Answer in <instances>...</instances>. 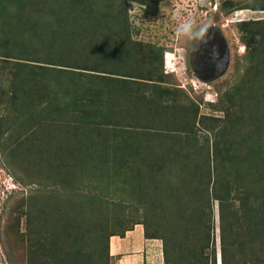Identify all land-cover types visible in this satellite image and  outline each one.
Masks as SVG:
<instances>
[{
	"label": "trees",
	"instance_id": "16d2710c",
	"mask_svg": "<svg viewBox=\"0 0 264 264\" xmlns=\"http://www.w3.org/2000/svg\"><path fill=\"white\" fill-rule=\"evenodd\" d=\"M129 1L0 0V150L56 168L35 182L62 188L10 211L17 230L24 217L21 264H113L110 237L135 224L161 240L163 264H217L213 200L220 264H264V16L236 21L244 83L223 92L231 115L203 151L183 135L220 117L162 84L153 47L130 37Z\"/></svg>",
	"mask_w": 264,
	"mask_h": 264
},
{
	"label": "rangeland",
	"instance_id": "374dc122",
	"mask_svg": "<svg viewBox=\"0 0 264 264\" xmlns=\"http://www.w3.org/2000/svg\"><path fill=\"white\" fill-rule=\"evenodd\" d=\"M220 1L218 0V3L214 5L213 0H159L155 14L145 13L144 5L137 1L131 0L128 4V20L131 24L130 37L133 40H140L145 45L144 47H153L155 58L152 64L158 68L156 75L161 76V80L164 81L162 84L169 85L173 92L176 91L177 100L196 103L199 115L220 117V120L215 121V124L213 121H208L206 124H199L187 134L184 133L183 136H187V140L191 142L189 145L203 146V151L209 149L207 143L212 144L216 127L219 128V124L224 123L221 119H224L227 112L228 115H231L230 106L228 107V104L224 102L223 92L225 90L232 91L237 87L241 89L244 83L243 72L246 64L244 51L246 48L236 28V21L257 19L264 16L263 10L258 11L250 8L237 9L225 14L219 8ZM187 21H194L200 30L212 24L219 25L227 41L229 47L227 68L221 76L210 82L201 81L194 76L188 64L187 56L192 37L187 38L179 31L180 27ZM162 50L161 59L165 60L166 63L165 67L163 61V68L160 61V51ZM218 89L221 90L220 94ZM205 136L208 137V141ZM27 160L26 166H23L24 161L17 157H13L12 163L8 162L9 160L0 150V264H21L22 260L17 236L14 235L17 231L22 232L24 230V217H19L20 224L17 230L13 228L14 221L10 211L21 204L26 195H46L43 193L46 189L59 192L62 189L59 185H50L46 186V189L42 186L44 189L42 190L41 185L35 180H38L40 176L45 177L50 184L57 170L56 168L40 169L37 165H33L35 162L33 159ZM211 161L212 159L210 164H212ZM39 187L41 192L35 191ZM91 189L90 186H87L83 191L87 192ZM125 197L128 198V194H125ZM212 202V223L214 221L213 232L217 248V264H220L218 202L216 200ZM134 237V241L124 245L123 250L132 252L139 247L142 249L146 247L144 236L139 233V228L134 231ZM123 257L125 259L120 263L117 261L118 257L112 258V263L133 264L127 261L128 258L126 257L129 256L124 255ZM136 259L139 258L136 257ZM159 261L155 259L153 264H161ZM136 264L142 263L136 261Z\"/></svg>",
	"mask_w": 264,
	"mask_h": 264
},
{
	"label": "water",
	"instance_id": "95a60500",
	"mask_svg": "<svg viewBox=\"0 0 264 264\" xmlns=\"http://www.w3.org/2000/svg\"><path fill=\"white\" fill-rule=\"evenodd\" d=\"M207 38L208 44L203 45ZM213 52L216 53L214 59ZM187 60L193 75L201 81L210 82L225 72L229 61V47L219 25L203 27L199 37H192Z\"/></svg>",
	"mask_w": 264,
	"mask_h": 264
},
{
	"label": "crops",
	"instance_id": "0c3cea01",
	"mask_svg": "<svg viewBox=\"0 0 264 264\" xmlns=\"http://www.w3.org/2000/svg\"><path fill=\"white\" fill-rule=\"evenodd\" d=\"M166 67V66H165ZM139 233L143 234V226L142 224H135L131 230H127L124 236L113 235L110 237V254L112 258L118 257V263L125 259L124 255L130 257L127 261L136 264V261L139 263L141 261L142 264H153L155 259H158L159 263L162 264L163 256H162V244L160 239L156 238H145L144 242L146 247L143 249L139 247V249H135L134 251L123 250L124 245L128 243H132L135 239L134 231L138 230ZM139 236V234H137ZM144 236V235H143ZM139 258L138 260L136 259ZM116 261V260H115ZM117 264V263H116Z\"/></svg>",
	"mask_w": 264,
	"mask_h": 264
},
{
	"label": "clouds",
	"instance_id": "9594fccd",
	"mask_svg": "<svg viewBox=\"0 0 264 264\" xmlns=\"http://www.w3.org/2000/svg\"><path fill=\"white\" fill-rule=\"evenodd\" d=\"M179 31L185 35L187 38H191L193 36L199 37L200 28L195 24L194 21L185 22L179 29ZM208 44V38L204 40L203 45ZM216 53L213 52V59L215 58ZM164 65L166 66L165 60Z\"/></svg>",
	"mask_w": 264,
	"mask_h": 264
},
{
	"label": "built area",
	"instance_id": "2783aa9c",
	"mask_svg": "<svg viewBox=\"0 0 264 264\" xmlns=\"http://www.w3.org/2000/svg\"><path fill=\"white\" fill-rule=\"evenodd\" d=\"M214 5H216V3H218V0H213Z\"/></svg>",
	"mask_w": 264,
	"mask_h": 264
}]
</instances>
